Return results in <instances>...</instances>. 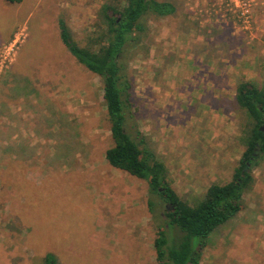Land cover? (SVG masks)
Here are the masks:
<instances>
[{
	"label": "rangeland",
	"instance_id": "obj_1",
	"mask_svg": "<svg viewBox=\"0 0 264 264\" xmlns=\"http://www.w3.org/2000/svg\"><path fill=\"white\" fill-rule=\"evenodd\" d=\"M106 1L0 0V264H44L49 253L58 264H157L167 204L108 163L102 79L60 36L63 19L85 46ZM159 1L177 12L147 16L142 42L123 58L127 127L194 204L232 180L245 150L235 95L240 81L264 87V0L244 18L240 0ZM253 175L244 205L264 214V161ZM232 223L217 228L201 264H234Z\"/></svg>",
	"mask_w": 264,
	"mask_h": 264
},
{
	"label": "trees",
	"instance_id": "obj_2",
	"mask_svg": "<svg viewBox=\"0 0 264 264\" xmlns=\"http://www.w3.org/2000/svg\"><path fill=\"white\" fill-rule=\"evenodd\" d=\"M8 1L20 3L22 0ZM176 12L173 1H106L98 11L94 25L96 36L85 46L75 40L63 19L59 21V29L61 40L70 53L102 79L114 142L106 151L108 163L147 181L150 193L157 194L167 204L165 217L170 231L162 226L158 232L154 243L157 264H200L210 235L246 208L243 200L254 184L253 171L264 161V87L252 81L237 84L236 104L246 120L240 137L245 150L232 180L211 184L202 199L194 204L182 198L172 186L165 163L144 140L138 142L128 130L130 82L123 63L128 48L142 42L147 32V16L164 18ZM43 263L58 264V259L49 253Z\"/></svg>",
	"mask_w": 264,
	"mask_h": 264
},
{
	"label": "crops",
	"instance_id": "obj_3",
	"mask_svg": "<svg viewBox=\"0 0 264 264\" xmlns=\"http://www.w3.org/2000/svg\"><path fill=\"white\" fill-rule=\"evenodd\" d=\"M203 96L199 98H201L202 100ZM217 96L220 95L217 94ZM217 96L215 98H217ZM231 221L233 223L230 226L229 232H234L237 238H241L240 241L229 239L230 244H237V247H239V249H236L231 253V259L233 263L264 264V214L261 212L258 213V210L256 209L246 207ZM253 222H257L259 224L255 225ZM254 229H257V231L259 232V237L262 234L260 238L257 237L256 239V237L252 236L253 234L251 233V231H253ZM216 232L217 231L215 230L214 233L210 235L208 239L209 242L213 240V235ZM258 243L260 244L259 246Z\"/></svg>",
	"mask_w": 264,
	"mask_h": 264
},
{
	"label": "built area",
	"instance_id": "obj_4",
	"mask_svg": "<svg viewBox=\"0 0 264 264\" xmlns=\"http://www.w3.org/2000/svg\"><path fill=\"white\" fill-rule=\"evenodd\" d=\"M230 1H232V5H234V6H238V1L239 0H230ZM241 1V4H242V6H240L243 10H242V18H244L245 17V14H247V13H249V11H248V8L250 7V3L253 1V0H240ZM233 10H235V9H233Z\"/></svg>",
	"mask_w": 264,
	"mask_h": 264
}]
</instances>
